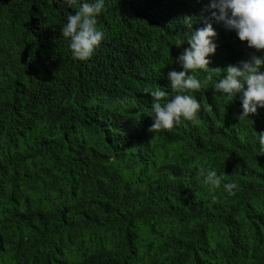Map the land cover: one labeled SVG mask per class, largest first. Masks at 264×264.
Masks as SVG:
<instances>
[{
  "label": "trees",
  "instance_id": "16d2710c",
  "mask_svg": "<svg viewBox=\"0 0 264 264\" xmlns=\"http://www.w3.org/2000/svg\"><path fill=\"white\" fill-rule=\"evenodd\" d=\"M84 2L0 0V264H264V107L240 121L243 91L213 88L223 69L204 84L264 50L211 0H105L104 38L81 61L61 28ZM207 22L217 49L194 73L196 121L150 132L144 90L174 97L168 73Z\"/></svg>",
  "mask_w": 264,
  "mask_h": 264
},
{
  "label": "clouds",
  "instance_id": "9594fccd",
  "mask_svg": "<svg viewBox=\"0 0 264 264\" xmlns=\"http://www.w3.org/2000/svg\"><path fill=\"white\" fill-rule=\"evenodd\" d=\"M69 5H76L78 0H66ZM105 6V0H95L93 3H82L75 14L67 16V22L61 28L62 36L69 39L70 49L74 59L88 60L96 47L104 38V32L97 28V15ZM212 17L223 21L226 28L236 30L241 41H246L250 48L264 50V0H211L206 6ZM185 24L192 27L191 17H185ZM217 33L211 22L204 27L192 31L188 36L189 48L183 50L177 58L183 70H172L168 73L171 81L173 98L162 88L155 90L145 89L151 93L153 105L151 108L153 124L149 131L156 133L161 130H171L181 122V119L195 122L201 105L189 93L202 88L201 80L196 77L195 70L208 71L210 61L208 56L214 54L217 45L212 38ZM179 46V44H177ZM264 57L252 54L250 59L241 60L238 65H229L227 68H212L204 84L213 79V73L223 76L214 84L215 92L233 97L243 91V112L239 120L243 121L250 114L257 112V106L264 107ZM191 73V74H190ZM246 85V87H245ZM261 150L264 151V133L259 136ZM198 175L204 182L214 189H219L224 179L215 170L200 168ZM224 189L232 193L237 185L224 183Z\"/></svg>",
  "mask_w": 264,
  "mask_h": 264
}]
</instances>
